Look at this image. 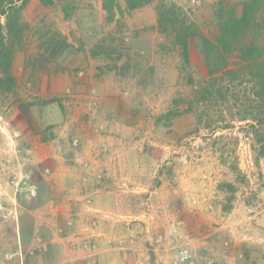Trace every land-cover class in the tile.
<instances>
[{
	"label": "crops",
	"instance_id": "crops-1",
	"mask_svg": "<svg viewBox=\"0 0 264 264\" xmlns=\"http://www.w3.org/2000/svg\"><path fill=\"white\" fill-rule=\"evenodd\" d=\"M136 49L111 64L73 55L41 76L35 95L55 111L14 131L41 201L27 211L29 224L16 210L15 230L20 245L30 227L31 245L49 250L5 253L0 264H264V153L253 158V139L236 132L234 169L232 128L209 131L211 139L189 111L168 121L175 95L166 72L174 62L158 47L139 49L144 59ZM78 66L87 67L84 77ZM180 248L191 254L183 263Z\"/></svg>",
	"mask_w": 264,
	"mask_h": 264
},
{
	"label": "rangeland",
	"instance_id": "rangeland-1",
	"mask_svg": "<svg viewBox=\"0 0 264 264\" xmlns=\"http://www.w3.org/2000/svg\"><path fill=\"white\" fill-rule=\"evenodd\" d=\"M246 1L147 0L131 8L127 0H52L49 4L27 0L24 5L21 0H3L1 8L8 10V17L0 15V22L5 39L11 46V71L15 85L10 90L0 88V198H5L2 202L7 207L5 214L0 215V220H4L6 225L0 238V256L19 249L23 256L36 252L45 254L49 250L46 244L31 245L37 235H30V227L24 237L21 236L22 246L17 242L16 210L23 211L20 217H24L29 224L31 219L27 211L41 200L38 195L29 197L19 190L25 175L35 182L31 179L30 169L19 161L22 141L14 131L23 123L38 125L44 115L48 120V114L55 111V105L38 99L35 94L39 90L41 76L63 67L62 62L73 55L82 56V59H87L89 55H101L111 64L120 57H126L124 62H127L128 53L131 55L128 50L135 46L138 49L132 55L138 59L145 57L139 49L148 46L160 48L165 51L164 56L167 54L170 62H174V66H169L173 72L170 68L166 72L165 88L175 95L174 109L166 115L168 121L190 110L197 123L206 128L205 138L213 139L209 135L213 128H232L227 135L231 145L227 155L234 169L239 162L237 151H241L236 148L239 138L236 132L253 139L250 145L252 157L259 155V140H263L264 144V104L260 97L264 95V8L256 13L240 39L242 44L254 47L252 55L255 61L250 66L238 60V46L233 40L227 41V50L221 45H212L217 43L222 22L230 16H239ZM159 12H165L164 16L159 17ZM153 17L155 22H151ZM178 32L182 37L187 36L186 57L177 40ZM220 52L222 57L218 55ZM224 66L229 71L222 70L216 77L210 78L211 69ZM73 70L80 78L87 73L85 66ZM207 80L214 83L210 90L221 88L224 101L216 92L208 94L209 100L200 101L198 90ZM154 82L153 79L145 84L150 91L158 87ZM70 93L68 89L63 98ZM223 110L227 112L223 113ZM247 113L248 117L250 113L256 117V126L250 127L244 121V128H236L240 125L237 120L232 121L231 114L239 116ZM192 135L196 133L186 137Z\"/></svg>",
	"mask_w": 264,
	"mask_h": 264
},
{
	"label": "trees",
	"instance_id": "trees-1",
	"mask_svg": "<svg viewBox=\"0 0 264 264\" xmlns=\"http://www.w3.org/2000/svg\"><path fill=\"white\" fill-rule=\"evenodd\" d=\"M22 5L26 3L27 0H21ZM44 4H49L52 2V0H40ZM128 6L131 8H134L138 5H140L142 2L147 0H127ZM3 0H0V15H5L8 17V10L1 8ZM163 6H161L162 8ZM161 8L159 11H161ZM264 8V0H248L243 4L242 12L239 16H230L226 21H223L220 27V33L217 37V43L212 44L213 47H216L217 45H221L222 49L227 50V41L233 40L235 43H237L238 46V60L241 62H244L245 65L250 66L252 61H255V58L253 59L252 55V49L254 50L253 45H245L240 42L241 37L244 36V30L249 26L250 21L255 19V15L259 10H262ZM11 9V6H9V10ZM163 9V8H162ZM165 12H159V17L164 16ZM159 24H161V19L159 18ZM187 36L181 35L180 32L177 33V40L180 43V46L182 48V53L186 57L187 56ZM207 41V40H206ZM208 43V41H207ZM220 57H222V52L218 54ZM11 63H12V55H11V46L5 39V34L3 32V26L0 22V88L5 90H10L15 85V78L11 71ZM229 71L228 68L220 67L211 69L210 71V78L216 77L217 73L219 74L220 71ZM223 74V73H221ZM220 74V75H221ZM203 86L198 90L200 93V101H207L209 100L208 94L211 93H217V95L220 97L221 100L225 99L222 95V92L219 89H213L210 90V86L214 85V83H208V80L203 82ZM258 94V93H256ZM221 95V96H220ZM261 101L262 104H264V95H261ZM224 101V100H223ZM190 111V110H189ZM226 110H223V113H226ZM231 113V112H230ZM247 114H242L239 116L232 115V121H247L249 123L248 125L250 127H255V121L256 117L251 115L248 117ZM228 127V126H224ZM214 129V128H213ZM212 129V130H213ZM261 142L260 148H259V154L264 153V144L262 143L263 140H259Z\"/></svg>",
	"mask_w": 264,
	"mask_h": 264
},
{
	"label": "built area",
	"instance_id": "built-area-1",
	"mask_svg": "<svg viewBox=\"0 0 264 264\" xmlns=\"http://www.w3.org/2000/svg\"><path fill=\"white\" fill-rule=\"evenodd\" d=\"M191 1H195V0H191ZM79 74H82V72H79ZM89 104L91 106H95L96 105L95 98H92L89 101ZM71 144L74 147L78 146L79 138L77 136H73L71 138ZM19 190L23 191L29 197H35L37 195V185L30 180L29 175H25L23 177V179L21 180V182L19 184ZM190 257H191V254L189 253V251L187 249H185V248H182V249H179L178 252H177L176 261L177 262H185Z\"/></svg>",
	"mask_w": 264,
	"mask_h": 264
}]
</instances>
